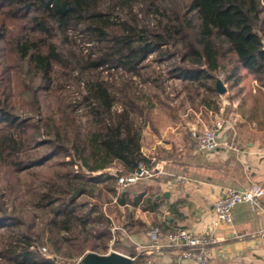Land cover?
I'll return each instance as SVG.
<instances>
[{
    "label": "trees",
    "instance_id": "1",
    "mask_svg": "<svg viewBox=\"0 0 264 264\" xmlns=\"http://www.w3.org/2000/svg\"><path fill=\"white\" fill-rule=\"evenodd\" d=\"M262 12L260 0H0V264H60L37 245L75 260L107 253L112 220L97 199L130 203L118 177L152 166L143 131L158 94L141 85L163 74L146 69L177 57L168 75L219 110V76L236 86L245 68L264 85ZM72 78L80 101L67 104Z\"/></svg>",
    "mask_w": 264,
    "mask_h": 264
},
{
    "label": "crops",
    "instance_id": "2",
    "mask_svg": "<svg viewBox=\"0 0 264 264\" xmlns=\"http://www.w3.org/2000/svg\"><path fill=\"white\" fill-rule=\"evenodd\" d=\"M252 80L241 96L224 101L228 106L221 144L214 152L199 149L194 134L203 129L189 119L170 123L153 147H144L143 141L154 175L124 189L130 203L113 202L122 211V219L117 217L125 221L118 227L154 258L151 264H200L178 261L183 248L165 237L153 242L148 230L154 226L164 232L186 228L214 235L216 242L204 247L210 253L207 264H264V195L256 205L237 204L231 223L214 224V204L225 190L253 182L264 187V85L256 77ZM136 199L137 206L131 205Z\"/></svg>",
    "mask_w": 264,
    "mask_h": 264
},
{
    "label": "rangeland",
    "instance_id": "3",
    "mask_svg": "<svg viewBox=\"0 0 264 264\" xmlns=\"http://www.w3.org/2000/svg\"><path fill=\"white\" fill-rule=\"evenodd\" d=\"M263 12H262V18H264V0H260ZM261 28V24L259 25V29ZM72 34H78V32H72ZM264 38V35H263ZM59 46L65 50L66 43H64L60 38L56 39ZM79 40V38H78ZM87 46V44H86ZM67 49V48H66ZM225 49H227V45L225 46ZM87 51V50H86ZM154 58V57H152ZM227 63V67L231 68L233 64L236 61L235 56L229 55V58L225 60ZM171 62H179V59L176 57L175 59H172L171 61H164V62H154L150 68L146 69V72L156 70L158 73H162V77L158 80L160 83V87L157 85H141L142 87L147 88V90L150 91L149 94L151 95H157L155 100V104L157 105L156 108L153 109V111L150 112L147 119L149 121V124L144 128L143 131V141H144V147H153L154 144L156 145V138H163V133L166 127L172 123V122H182L183 120H195L199 124L200 129H207V127H210L218 118H223L224 114H226L227 106L228 104H225L224 101L228 100L229 98L235 96L239 97L241 96L242 90L245 87H249L252 79L255 77L254 74L247 69H242L241 73L242 79L238 85H233L232 82H224L222 77L219 76L226 87V92L223 94L215 95L211 94L212 98L214 99L213 104H218L220 107L224 106L225 110H215L212 109L210 111H206L204 108L200 109L199 103L201 102V99L206 96L205 89L198 87L197 83H195L190 89L193 93V99L191 100L188 98V90L185 88L186 84H189V81H183L181 78H173L168 75V71L170 70ZM108 71H105V75L107 76ZM157 74V73H156ZM218 74V73H217ZM244 74L246 76L244 77ZM74 78H72L68 83H66L62 79V83L67 86L66 90L64 91V94L67 95L66 103L69 104L70 102H74L76 100L80 101V88L75 83ZM25 85V86H24ZM19 86H21L20 89L27 87V81H23L22 78L19 79ZM151 87V88H150ZM217 102V103H216ZM200 109V110H199ZM199 110V111H198ZM194 111H198V114L196 115ZM84 111L80 109L78 113L82 114ZM82 116V115H81ZM82 118V117H81ZM83 122H86V117H83ZM203 130H199L198 132H201ZM195 137V136H194ZM117 166H112L109 168L110 171L114 172L116 170ZM112 196L109 194L102 195L97 201L100 203H106L104 205L105 211L108 214V216L112 220V231L114 234V237L111 240V247L109 248L108 252H111L112 250L120 251L124 254L130 255L132 252L139 253L141 255H145L146 259L149 261L154 262V258L147 253L145 254V250L143 248H138L136 244H134L129 237L124 233V231H121V228L118 226H122L125 221H120L119 218L121 217L119 207H116L114 202H107L108 200H111ZM87 200H89L87 198ZM106 201V202H105ZM129 213V211H126V215ZM117 216H120L119 218ZM122 219V217L120 218ZM122 222V223H121ZM124 222V223H123ZM122 224V225H121ZM159 226H154L151 229H149L148 234L150 236L151 231ZM127 230H131V228H127ZM116 245L117 248H114L113 245ZM44 245H37L36 250L47 257H51L54 260L58 261L60 264H78L79 259H67L63 256L56 255L54 253H51L47 247L44 249ZM106 254V253H105Z\"/></svg>",
    "mask_w": 264,
    "mask_h": 264
},
{
    "label": "built area",
    "instance_id": "4",
    "mask_svg": "<svg viewBox=\"0 0 264 264\" xmlns=\"http://www.w3.org/2000/svg\"><path fill=\"white\" fill-rule=\"evenodd\" d=\"M224 128V120L217 119L213 125L194 135L197 138V145L200 150L214 152L221 144L220 132ZM154 175L153 169L145 162H141L138 167L126 174L118 177V189L124 190L140 180ZM264 195V187L257 182H253L244 188H229L225 190L216 200L214 207L216 219L214 224L231 223L233 210L239 203L249 202L256 205ZM153 242H159L164 237L170 245L181 246L183 249L178 255V261L193 260L200 264H207L210 260V253L204 248L216 242V237L212 234H197L186 228H179L164 232L161 227L154 228L150 233ZM44 249H46L44 247Z\"/></svg>",
    "mask_w": 264,
    "mask_h": 264
},
{
    "label": "water",
    "instance_id": "5",
    "mask_svg": "<svg viewBox=\"0 0 264 264\" xmlns=\"http://www.w3.org/2000/svg\"><path fill=\"white\" fill-rule=\"evenodd\" d=\"M216 88L220 94L226 92L224 82L220 78L217 79ZM134 259L133 256L117 250L106 254L89 251L80 258L78 264H134Z\"/></svg>",
    "mask_w": 264,
    "mask_h": 264
}]
</instances>
